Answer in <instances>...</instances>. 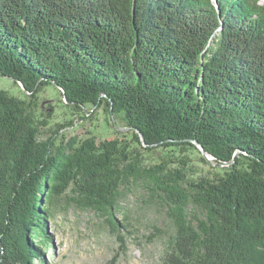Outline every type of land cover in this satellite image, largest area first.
<instances>
[{"label": "trees", "instance_id": "trees-1", "mask_svg": "<svg viewBox=\"0 0 264 264\" xmlns=\"http://www.w3.org/2000/svg\"><path fill=\"white\" fill-rule=\"evenodd\" d=\"M1 76L25 97L0 88V264H51L49 222L72 203L108 217L119 264L116 214L140 184L171 221L161 264H264V0H0ZM50 86L128 131L49 128ZM198 143L217 165L192 177Z\"/></svg>", "mask_w": 264, "mask_h": 264}, {"label": "rangeland", "instance_id": "rangeland-1", "mask_svg": "<svg viewBox=\"0 0 264 264\" xmlns=\"http://www.w3.org/2000/svg\"><path fill=\"white\" fill-rule=\"evenodd\" d=\"M0 88H5L11 94L24 98L25 95L13 80L4 76L0 77ZM54 86L47 87L40 96L41 105L37 111L40 118L45 119L47 113L53 114L49 120V128H54L56 123H65L72 118L70 108L59 99L60 95ZM73 126L63 130L67 136L84 137L90 133L98 135V139L112 138L128 131L119 130V134L111 126L105 112L99 109L94 115L88 113L85 120L74 116ZM120 127H123L118 121ZM147 164L159 161L158 155L144 152ZM193 166L190 174L192 177L209 174L213 169L211 165H217L213 160L209 164L200 161L198 155L191 156ZM175 165V164H174ZM123 206L118 211V220H127L132 224L129 231L122 230V235H128V251L122 252L119 264H161L162 256L168 244L171 231V221L166 214V208L159 199L149 192L144 185L133 187L122 200ZM65 209H58L56 220L57 227L49 222V230L54 234L56 258L50 259L51 264H105L119 248L117 235L111 232L108 217L102 216L94 210H87L76 204H64ZM156 228L167 231L161 236L156 233Z\"/></svg>", "mask_w": 264, "mask_h": 264}, {"label": "water", "instance_id": "water-1", "mask_svg": "<svg viewBox=\"0 0 264 264\" xmlns=\"http://www.w3.org/2000/svg\"><path fill=\"white\" fill-rule=\"evenodd\" d=\"M5 77H6V76H5ZM6 78L11 79V80H13V81L15 80L13 77H6ZM17 82L20 83V81H17ZM20 85H22V84L20 83ZM24 91H25L26 93H29L27 90H24ZM111 115H112L113 123H115V127H116L117 129H119V130H122V129L128 130V129H129L128 127H120L119 124L117 123V119H116V117L114 116L113 112H112ZM143 137H144L143 134H141V139H142L144 145H147V144L145 143ZM198 147H199V149L202 151V155L204 156V158H206L207 161L210 162L211 160H213V156L208 155V154H207V151L204 149V147H203L200 143H198ZM235 158H236V155H235ZM213 161H214V160H213ZM234 161H235V159H234ZM214 163H215V162H214ZM230 163H231V162H228L227 165H229ZM221 166H224V165L221 164Z\"/></svg>", "mask_w": 264, "mask_h": 264}]
</instances>
